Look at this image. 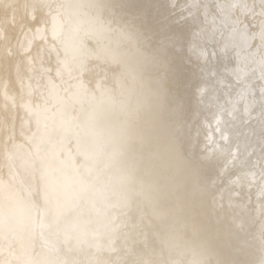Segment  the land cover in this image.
Segmentation results:
<instances>
[{
  "label": "snow or ice",
  "instance_id": "obj_1",
  "mask_svg": "<svg viewBox=\"0 0 264 264\" xmlns=\"http://www.w3.org/2000/svg\"><path fill=\"white\" fill-rule=\"evenodd\" d=\"M192 7L199 5H180L178 0H89L87 4L76 5L51 0H0V39L8 41L5 26L10 25L16 40L15 50L7 47L4 58H16V76L21 83V64L33 73L28 79L35 80V86L28 85V96L35 99L27 103L22 100L21 107L33 114L41 107V101L45 108L52 98L60 101L65 109L64 123L69 128L75 125L83 129L82 154L90 161L85 171L78 173V188L71 191L63 185L52 188L49 173L69 166V161L58 158L56 153L21 154L16 151L22 146L16 144L15 122L9 123L7 118L0 122V152L12 176L8 184L0 181V194H4L0 197V264H14L8 257L16 256L19 233L37 227L51 229L59 224L70 200L73 210H82L88 205L95 207L97 195L116 217L124 216L132 221L131 232L125 233L124 257L117 264H184L166 255L163 248L157 249L149 231L151 200L142 204L141 194L122 178L145 164L169 168L178 165L186 177L182 193L184 202H190L191 211L197 216H210L214 211L217 193L204 186L199 177L211 154L224 150L213 140L211 146L204 145L199 156L196 154L200 130L196 128L194 143L193 109L190 99L186 98L193 89L194 78L204 80L215 72L209 67L210 54L194 46L185 34L184 25L192 15ZM217 7L222 15L221 24L231 25L232 36L246 41L247 33L241 26L247 29L249 25L235 15V10L252 13L254 6L237 0ZM68 8L87 10L93 20L91 28L78 31L71 62L64 39ZM259 16L260 37L264 43V0H260ZM214 35L215 28L208 39L213 40ZM111 36L134 45L142 57L140 74H129L131 84L125 61L116 55L110 43H102ZM144 72L149 73L146 101L142 99ZM195 87L203 103L206 89L199 84ZM261 91L264 93V88ZM76 105L80 106V115L69 118L67 110L75 111ZM222 112L235 119L233 111L222 108ZM221 123L222 116L217 117L215 131L221 140H227ZM19 135L34 143L37 134L29 136L22 122ZM236 159L234 155L233 160ZM261 178L264 179V173ZM41 191L43 203L37 199ZM136 213L140 216L139 223H136ZM214 228L209 234L215 237L228 231L231 225L227 220L218 221ZM261 247L264 250V238ZM242 251L240 246L225 252L208 245L203 250V258L195 264H264V256L258 262L237 258ZM20 264L41 262L29 259Z\"/></svg>",
  "mask_w": 264,
  "mask_h": 264
},
{
  "label": "bare ground",
  "instance_id": "obj_2",
  "mask_svg": "<svg viewBox=\"0 0 264 264\" xmlns=\"http://www.w3.org/2000/svg\"><path fill=\"white\" fill-rule=\"evenodd\" d=\"M51 2L76 5L87 4L89 0ZM234 2L237 0H178L180 5H199L190 9L192 15L186 21L184 31L194 46L210 54L209 67L215 72L214 76L204 80L194 78L193 89L189 98H186L190 99L193 109L194 143L196 128L200 130L197 156L203 151L204 145L207 143L211 146L213 140L224 150L211 154V159L204 162L205 168L199 177L204 186L217 193L214 211L210 216H197L191 211L190 202H184L182 193L186 177L178 165L169 168L155 163L145 164L122 178L141 194L139 199L142 204L151 200L149 231L157 249L163 248L166 255L182 260L184 264H195L202 259L203 250L208 245L225 252L240 246L243 251L237 258L250 262H258L264 256L261 247L264 238V179L261 178L264 173V93L261 91L264 88V43L261 41L259 27L260 0H245L250 7L254 6L252 13L242 14L239 9L235 10V15L249 25L247 29L241 26V30L247 33L246 41L232 36L231 25L225 27L221 24L222 15L217 6ZM65 23L64 39L69 47L68 59L71 62L78 31L93 26L92 15L87 10L68 8L65 10ZM5 27L8 28L6 35L9 39H0V122L6 118L9 123L15 122L16 144L22 146L16 151L21 154L29 151L33 154L39 151L42 155L56 153L58 158L68 160L69 166L49 173V183L52 188L63 185L71 191L74 187L78 188V173L84 172L90 163L82 154L83 129L75 125L69 128L64 123L65 109L55 98H52L47 108L41 101V107L33 114H28L21 107L22 100L27 103L29 99H35V96H28V85L32 83L35 86V80L28 79L33 73L21 64L22 90V83L16 76V58H4L7 47L16 48V40L13 38L15 33L10 25ZM214 28V39L209 40ZM102 43H110L116 55L125 61L128 66L126 76L131 84L129 74H140L142 70V57L136 52L135 46L116 36ZM213 52L215 56H211ZM9 61L12 63L9 64ZM143 74L142 99L146 101L149 73ZM196 84L206 89L203 103H200ZM222 108L233 111L235 119L222 112ZM67 112L69 118L78 116L80 106L76 105L75 111L69 108ZM221 116V127L228 136L227 140H221L219 132L215 131L216 118ZM22 122L29 136L37 134L34 143L20 137ZM234 155L236 160H233ZM11 180L12 176L0 152V181L8 184ZM3 195L0 194V197ZM37 199L43 203L42 191ZM94 199L95 207L88 205L82 210H73L70 200L68 210L60 218L59 224L51 229L37 227L19 233L16 256L8 258L13 259L14 264L29 259L41 264H117L124 257L125 233L131 232L132 221L124 216L116 217L112 210L105 208L99 195ZM135 218L136 223H139L138 213ZM224 220H227L231 228L221 235H210V232L215 231V224ZM125 223L128 227H125ZM128 245L131 246V240Z\"/></svg>",
  "mask_w": 264,
  "mask_h": 264
}]
</instances>
